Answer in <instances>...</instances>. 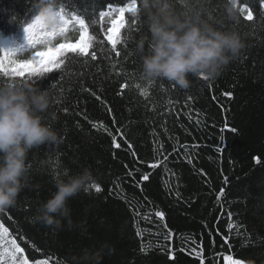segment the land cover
<instances>
[{
    "label": "trees",
    "instance_id": "trees-1",
    "mask_svg": "<svg viewBox=\"0 0 264 264\" xmlns=\"http://www.w3.org/2000/svg\"><path fill=\"white\" fill-rule=\"evenodd\" d=\"M41 3L0 0V49L15 52L0 54V79L31 78L48 90L45 120L60 141L30 151L26 186L14 206L0 211L28 261L225 264L229 255L264 264V0H239L236 23L226 17V0H196L218 27L237 31L244 47L218 78L190 76L188 89L141 79L139 0H58L69 23L55 37L39 31ZM133 3L113 48L112 21ZM79 19L88 25L94 59L65 54L52 71L11 74L35 52L77 41ZM85 169L93 182L69 199L59 227L36 221L56 191L54 177Z\"/></svg>",
    "mask_w": 264,
    "mask_h": 264
},
{
    "label": "clouds",
    "instance_id": "clouds-1",
    "mask_svg": "<svg viewBox=\"0 0 264 264\" xmlns=\"http://www.w3.org/2000/svg\"><path fill=\"white\" fill-rule=\"evenodd\" d=\"M238 3L226 0V17L233 23L239 20ZM139 4L137 15L144 31L135 41V51L145 81L164 79L188 89L190 76L218 78L244 47L237 31L218 27L211 13L196 6V0H139ZM37 19L44 31H55L60 26L58 0H42ZM30 79H0V211L14 206L26 186L30 151L60 142L57 130L45 120L51 115L49 92ZM54 182L56 191L34 218L49 227H59V217L69 216V199L86 192L93 176L87 169L64 172Z\"/></svg>",
    "mask_w": 264,
    "mask_h": 264
},
{
    "label": "snow or ice",
    "instance_id": "snow-or-ice-1",
    "mask_svg": "<svg viewBox=\"0 0 264 264\" xmlns=\"http://www.w3.org/2000/svg\"><path fill=\"white\" fill-rule=\"evenodd\" d=\"M136 11L135 4H131L128 8L121 7L117 10V17L112 21V25L109 31V34L107 35V41L111 43L113 48L117 46V44L120 42V32L125 24V16L127 12H134ZM59 12L60 16V26L53 32L46 33L48 36L55 37L58 35V33L65 32V26L69 23V21L63 16L61 11ZM248 20L253 19L252 13L249 10L248 15L245 17ZM37 22L39 20L37 19ZM78 24L80 26L81 33L79 36V39L75 42L72 41H65L58 44V46L55 47H48L45 50L37 51L35 52V60H25L22 63H18L16 67L12 68L11 74L13 75H19L23 76L25 74V70H28L30 73H38L39 71H45L49 72L52 71V68L58 64L59 58L63 57L65 54H80V55H91L92 58H95V54L90 51L92 47V37L89 35L88 32V25L86 24L84 19H79ZM26 31L28 32L29 36V43L35 44L36 41L33 37V30L31 27L27 28ZM0 54H3L5 58H11L15 55L14 50H2L0 49ZM118 55V53H117ZM10 63H15L14 61L10 60ZM3 68V62L0 61V69ZM206 79L205 77H202ZM127 85H122V89L126 87ZM116 147H119V144L116 145ZM156 165H153L155 167ZM144 180H148L149 177L147 175H144L142 177ZM91 187L96 191L100 192L101 188L99 185L92 184ZM220 195H223V191H221ZM157 216L163 218V213L158 212L156 213ZM0 228H3L4 232H8L7 228H4L2 224H0ZM14 243V242H13ZM23 249L17 247H13L9 253H6L5 255L8 256V259L11 261V264H29V261L27 258H24L22 260L17 259V254H22ZM171 258V257H170ZM33 264H37V262H33ZM230 264H241L240 261L237 260H230Z\"/></svg>",
    "mask_w": 264,
    "mask_h": 264
},
{
    "label": "rangeland",
    "instance_id": "rangeland-1",
    "mask_svg": "<svg viewBox=\"0 0 264 264\" xmlns=\"http://www.w3.org/2000/svg\"><path fill=\"white\" fill-rule=\"evenodd\" d=\"M72 29L73 28H70L69 30H72ZM39 31L40 32H44V28H43V25L41 23L39 24ZM0 224H2V223L0 222ZM4 228H5V226H4ZM17 246H18L17 242L10 235L9 231L8 232H4L3 231V228H0V264H11V261L8 259V256L5 255V254L6 253H9L10 250L13 247H17ZM24 258H26L25 255H24V253L17 254V259L18 260H22ZM230 260H237V259H234L233 257L227 255L225 257V264H230ZM237 261H240V260H237ZM240 262H241V264H245L242 261H240ZM29 264H33V263L29 261ZM37 264H49V263L46 262V261H38Z\"/></svg>",
    "mask_w": 264,
    "mask_h": 264
}]
</instances>
